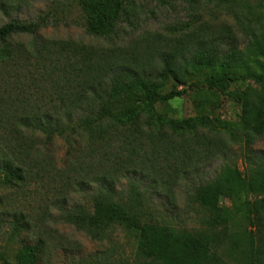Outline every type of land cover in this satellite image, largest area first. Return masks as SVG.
Here are the masks:
<instances>
[{
  "label": "trees",
  "instance_id": "trees-1",
  "mask_svg": "<svg viewBox=\"0 0 264 264\" xmlns=\"http://www.w3.org/2000/svg\"><path fill=\"white\" fill-rule=\"evenodd\" d=\"M30 1L0 0V191L44 198L64 222L103 241L113 228L138 238L145 223L165 224L152 203L163 195L172 200L179 183L192 180L191 199L206 217L193 229L167 226L169 264H229L223 254L235 264H264V87L240 93L239 120L171 118L156 109L183 94L169 89L171 82L186 86L205 76L210 88L249 77L264 84L261 19L240 18L237 0H207L227 5L236 24L244 23L245 41L231 24L197 18L119 43L112 39L124 34L125 23L135 26L139 0H76L96 40L84 42L43 34L63 21L60 3L21 18ZM57 139L68 148L61 166ZM219 157L225 161L214 177L197 178ZM76 192H89L90 206H68ZM224 198L232 207L221 204ZM25 232L33 242L20 244L14 260L0 249L2 264H40L53 247L43 220L14 213L9 238ZM74 264L114 261L90 254Z\"/></svg>",
  "mask_w": 264,
  "mask_h": 264
},
{
  "label": "rangeland",
  "instance_id": "rangeland-1",
  "mask_svg": "<svg viewBox=\"0 0 264 264\" xmlns=\"http://www.w3.org/2000/svg\"><path fill=\"white\" fill-rule=\"evenodd\" d=\"M56 2L57 4L60 3L62 8L59 9V16L62 17L61 20L63 19V21L49 26L42 31L43 34L47 37L73 38L84 42H96L85 31L82 13L76 6V0H31L28 6L21 9L19 15L21 18L35 17L41 11L50 9ZM207 2V0H171L170 5H160L156 1L139 0V5L141 3L143 7L138 8L139 18L135 17V26H129L128 23H125L124 34L112 40H117L120 43L125 39V42H128L133 38L138 39L148 31L167 32L168 28L180 27L178 24L181 22L189 21L191 23L197 18H200L196 21L199 24L209 19L215 23V26L226 23L231 24L241 41L247 39V28L243 25L244 23L240 26L236 24V18L227 11V5H216V2L207 4ZM237 3L232 7L243 13L240 18L249 15L254 19H261L260 22L264 24V0H237ZM205 4L209 8H206ZM194 12L201 16H191ZM251 12L253 15H251ZM257 23H252V25L256 29H260L262 26ZM103 42L110 44L108 41ZM261 61L264 63V57H261ZM263 87V82H257L251 77L246 80L229 82L221 88H210L205 76L192 79L186 86H177L176 83L171 82L169 89H180L183 94L167 103L156 104V109L161 115L171 118H183L203 113L211 117L239 120L242 115L240 93L249 88L259 90ZM258 146H262V144L259 143ZM53 149L61 166L68 150L65 141L57 139ZM235 150L237 154L241 153L237 146ZM224 161V158L219 157L211 164L203 166L199 170L202 175L198 172L197 178L214 177ZM237 161L243 170L241 155H239ZM191 181L180 182L172 193L174 197L172 200L163 195L154 204L152 203L150 209L155 213H160L161 219L167 221L165 224L145 223L138 238L121 228H113L109 233V238L103 241L92 240L86 233L78 231L71 224L64 222L58 216L59 209L48 205V201L44 198H31L24 193L0 191L2 205L5 208L0 206V249L7 251L9 258L14 260L15 251L20 244L33 242L31 232H25L13 239L8 236L14 213L33 212L36 218L39 217L45 222L46 230H51L50 236L47 238L53 239L51 241L53 247L51 250L47 249L40 264H74L78 259L90 254L103 255L105 258L113 260L114 264H169L170 252L167 251V226L193 229L199 227L206 217L205 210L191 199L189 192ZM126 182L127 178L123 180L122 185H125ZM9 192L11 194H8ZM248 198L254 200L257 196L250 194ZM74 203H85L90 206V193H73L68 206ZM221 204L232 207V199L224 198ZM41 210H43V213ZM6 211H9V213ZM254 230L256 231L255 228ZM55 247L58 250H55ZM223 258L229 264H235L224 254Z\"/></svg>",
  "mask_w": 264,
  "mask_h": 264
}]
</instances>
